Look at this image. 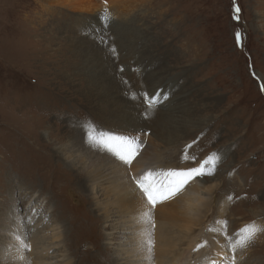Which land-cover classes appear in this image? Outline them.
<instances>
[{
	"label": "rangeland",
	"instance_id": "obj_1",
	"mask_svg": "<svg viewBox=\"0 0 264 264\" xmlns=\"http://www.w3.org/2000/svg\"><path fill=\"white\" fill-rule=\"evenodd\" d=\"M105 12L110 13L107 21ZM133 30L144 46L148 75L169 80L174 87L170 107L177 101L188 120L190 129L177 149L187 159L193 153H201L199 160L218 156L205 167L228 210L207 228L235 240L246 225H264V0H0V241L14 243L25 232L30 211L57 234L73 233L84 214L97 222L86 188L63 179L75 172L57 155L60 133L73 131L85 142L82 122L90 120L101 129V116L86 101L87 73L82 68L71 73L79 59L70 51L108 40L111 52L123 54L124 45L113 44L126 41ZM131 49L132 55L114 62L121 73L133 74L128 68L140 55ZM47 172L55 174L53 179L43 178ZM96 229L77 234L85 240L79 260L67 251L68 232L51 242L61 245L65 264H84L85 257L103 264L95 254L104 245L101 222ZM45 239L21 245L32 249ZM14 249L0 244V258L9 253L15 254L11 264L27 262ZM230 252L236 254L235 264H264V234L246 249Z\"/></svg>",
	"mask_w": 264,
	"mask_h": 264
},
{
	"label": "bare ground",
	"instance_id": "obj_2",
	"mask_svg": "<svg viewBox=\"0 0 264 264\" xmlns=\"http://www.w3.org/2000/svg\"><path fill=\"white\" fill-rule=\"evenodd\" d=\"M130 33L126 41H115L113 44L124 45L123 54L119 49L118 52H111L112 45L107 44L108 40L90 42L84 49L72 47L70 52L77 55L79 62L71 69V73L77 75L81 68L87 73L89 84L86 101L90 103L92 110L101 116V129L113 134L136 137L142 141L140 144L142 151L132 159L130 165H126L107 153L90 147L73 131H68L67 135L60 133L63 135L61 141L56 140L59 141L58 158L67 162L71 171L75 172V176L70 173L63 179L86 188L88 195L85 197L90 205H93V211L96 213L94 216L98 220L97 222L90 220L84 214L80 221L75 219L73 233L65 229L64 233L57 234L58 229H51L43 221L36 222L35 216L31 214L33 212L30 211L24 225L25 232L19 236L20 240H15L14 243L0 241L4 246L15 245L14 250L20 252V257L27 261L24 264L67 263L68 259H65L67 255H59L61 245L59 243L54 245L51 242L54 236H64L67 232L64 238L67 251L69 255H75L79 260L81 257L78 256L79 248L85 246V240L80 239L77 234L82 230L93 234L94 230H98L96 228L100 222L103 226L101 233H103L104 245L102 250L95 248L101 250L95 254L96 257L104 258L103 264H109V260H113L114 264H147L145 256H151L154 264H229L225 257L236 255L227 247L226 237H229V233L225 234L217 230L212 232L207 228L209 221L219 215L226 216L228 210L227 202H222L218 197V191L221 190L219 185L209 178L208 174L191 180L179 198L169 199L156 205L152 213L154 227L151 230L155 241L153 252L149 253L143 244L145 237L141 233L150 225L142 223L140 216L149 206L142 199L133 177H140L148 169L160 170L163 173L170 169H191L189 165L196 161L201 153H193L195 159L186 160L184 159L186 152L181 154V149H177V142L182 140L190 129L186 125L188 120L185 112L179 108L177 101L170 107L174 100L171 98L174 87L169 80L164 81L162 77L148 75L149 69L143 62L145 49L139 44L142 41L134 30ZM131 48L140 55V60L138 61V58L131 61L132 67L128 70L133 74L127 71L121 73L114 62L128 57V53L129 56L132 55ZM117 54L118 57L114 58L113 56ZM122 79L125 81L128 79L132 87ZM167 90L170 91V96H167ZM160 96L167 97L160 100L154 110L146 111L145 102H152L154 98ZM60 128L61 126L58 130L62 131ZM149 138L152 140L146 142ZM149 150L155 151L153 156L149 155L152 153L146 154ZM167 151H170L168 155ZM173 160L176 163H171ZM201 161L202 159H198L194 163V168L199 167ZM47 175L48 172L43 178L53 179L55 176V174ZM157 179L160 184L166 185L169 181L180 178L162 175ZM59 181L60 179L57 183L61 185ZM82 198L86 200L83 196ZM65 203L67 204L66 200ZM176 210L186 211L187 215L191 212L190 217L183 216ZM58 222H62L59 216ZM69 234L71 237L68 236ZM38 237L46 238L39 247L33 246L26 251L25 246L21 245L22 242L34 241ZM201 245L203 246L198 248ZM37 248L38 253H36ZM56 250L58 252L54 255L53 252ZM27 252L29 256H25ZM6 255L0 258V264H11L10 258L15 257V254ZM29 258L33 261L30 262ZM85 259L84 264H91L89 257Z\"/></svg>",
	"mask_w": 264,
	"mask_h": 264
},
{
	"label": "snow or ice",
	"instance_id": "obj_3",
	"mask_svg": "<svg viewBox=\"0 0 264 264\" xmlns=\"http://www.w3.org/2000/svg\"><path fill=\"white\" fill-rule=\"evenodd\" d=\"M237 13L240 12L239 8H236ZM110 18V13L105 12L103 15L104 20ZM237 39L239 40V33H237ZM115 52V49H112ZM264 90V88H262ZM166 97L160 96L154 98L152 102L146 101V111L154 110L156 106L159 105L160 100L165 99ZM85 134V143L90 147L98 151H103L108 155L112 156L114 159L119 160L121 163L130 165L132 159L139 154L140 144L142 141L138 140L136 137L123 136L118 134H113L106 132L102 129H99L94 122L88 120L82 122L80 125ZM187 159V157H184ZM195 159V158H193ZM218 156L213 154L208 159L201 162L199 167L191 169H170L166 173L161 172L160 170L148 169L140 177H133V181L142 195V199L145 201V204L149 207L141 214L140 221L142 223L150 225L146 228L141 235L145 237L143 244L147 247L148 252L152 253L154 250V239L152 238V228L154 227L153 221V209L158 203H162L166 200L175 198L178 194L182 193L185 186L197 176H203L206 174H211L207 169L206 165H214ZM162 175H167L169 177H179L180 179L176 181H169L168 184L163 185L158 181V177ZM226 224V222H217ZM260 234H264V225H257L255 222H252L246 225L244 228L239 230L236 233V239L233 240L231 237H226L228 240L227 247L233 253H236L239 250L246 249L251 243H253ZM17 240H20L19 236L15 237ZM29 247L28 245H24ZM198 246L199 247H202ZM228 259L229 264H235L236 257L235 255L231 257H225ZM20 259H23L21 256ZM147 264H154V260L151 256L144 257Z\"/></svg>",
	"mask_w": 264,
	"mask_h": 264
}]
</instances>
